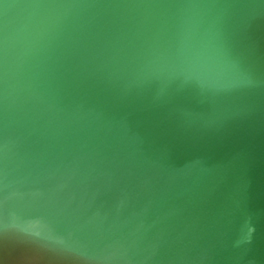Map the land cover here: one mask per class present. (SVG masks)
<instances>
[{
  "label": "water",
  "instance_id": "95a60500",
  "mask_svg": "<svg viewBox=\"0 0 264 264\" xmlns=\"http://www.w3.org/2000/svg\"><path fill=\"white\" fill-rule=\"evenodd\" d=\"M0 264H264V0H0Z\"/></svg>",
  "mask_w": 264,
  "mask_h": 264
}]
</instances>
